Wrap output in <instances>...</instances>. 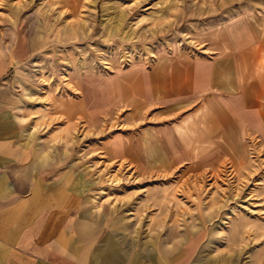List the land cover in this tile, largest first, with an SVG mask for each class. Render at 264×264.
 Listing matches in <instances>:
<instances>
[{"label": "rangeland", "instance_id": "1", "mask_svg": "<svg viewBox=\"0 0 264 264\" xmlns=\"http://www.w3.org/2000/svg\"><path fill=\"white\" fill-rule=\"evenodd\" d=\"M253 1L222 8L213 0L204 14L202 0H0V56L10 52L0 62V111L38 138L58 177L89 182L94 207L126 216L124 229L140 242L181 246L193 232L226 263L264 264L263 130L203 135L193 158L182 159L151 141L160 110L130 119L126 108L92 112L82 102L112 95L120 78L169 56H214L237 16L231 8L255 23L264 18ZM119 138L129 154L112 148ZM142 151L153 158L143 162Z\"/></svg>", "mask_w": 264, "mask_h": 264}, {"label": "crops", "instance_id": "2", "mask_svg": "<svg viewBox=\"0 0 264 264\" xmlns=\"http://www.w3.org/2000/svg\"><path fill=\"white\" fill-rule=\"evenodd\" d=\"M216 1L223 8L242 0ZM212 2L202 0V13H209ZM253 4L264 10V0H254L249 7ZM239 8H231L237 16L226 30L224 26L226 45L211 52L214 56H169L146 72L120 78L121 88H113L112 95L95 101L88 96L83 105L92 112L126 108L133 114L130 119L160 110L151 141L166 143L169 152L182 159L193 158L194 143L202 142L203 135L207 139L222 133L229 138L231 131L243 129L251 136L264 131V18L255 23L241 17ZM261 10L255 8L258 19ZM8 53L0 62L10 58ZM184 108L188 110L184 121L169 124ZM4 111H0V264H233L203 246L202 234L197 239L193 232H185L181 246L172 242L162 249L155 239L140 242L138 236H130L124 229L126 216L94 207L87 193L92 190L89 182L76 183L72 175L68 181L58 177L54 161L34 146L38 138H27L17 120ZM160 115L163 123H157ZM206 122L210 127L205 131ZM181 138H189L188 143H181ZM127 143L119 138L112 148L129 154ZM140 158L144 162L153 155L142 151ZM175 233L168 238L174 240Z\"/></svg>", "mask_w": 264, "mask_h": 264}]
</instances>
